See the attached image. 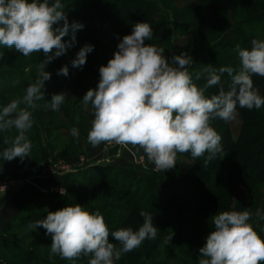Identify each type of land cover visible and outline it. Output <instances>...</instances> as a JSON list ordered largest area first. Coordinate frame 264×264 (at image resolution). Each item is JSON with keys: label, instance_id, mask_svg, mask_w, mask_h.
<instances>
[{"label": "rangeland", "instance_id": "obj_1", "mask_svg": "<svg viewBox=\"0 0 264 264\" xmlns=\"http://www.w3.org/2000/svg\"><path fill=\"white\" fill-rule=\"evenodd\" d=\"M60 3L69 24L75 21L83 27L75 30L76 40L66 54L46 65L51 78L42 89L44 100L36 102V109H29L34 123L25 133L32 144L30 156L24 158L26 173L11 175L51 181L43 195L47 196L41 210L45 213L43 219L48 212L75 204L91 213L99 211L109 229V242L119 249L122 246L111 233L129 227L138 231L144 220L140 212L151 214L159 229L156 239L145 240L119 260L114 258V264H199L203 258L199 249L214 230L212 218L222 211H250L248 223L264 240V219H260L264 216V106L252 110L237 106L234 120L210 121L221 136L222 151L208 162L206 170L202 167L208 154L194 159L188 152L178 153L175 166L161 171L136 146L107 149L102 143L93 147L87 135L94 111L91 104L85 106L82 100L89 89L97 87L99 68L113 58L123 36L144 21L153 29L146 45L163 48L169 61L182 52L192 56L188 71L198 87L207 82L211 71L221 75L220 84L206 89V97L217 95L221 87L229 90L231 77L220 74L219 69L231 67L234 75L241 67L236 46L250 50L253 39L264 40V0ZM62 26L63 21L53 27ZM72 35L70 28L62 41L70 42ZM85 44L93 45V51L87 54L84 66L73 67L71 61ZM54 52L55 49L51 54ZM43 59V52L24 56L14 48L0 45L1 111L11 100L22 98L26 88L35 83ZM65 65L69 75H58ZM252 79L264 97V77L253 75ZM61 92L68 96L60 110L54 111L49 106L52 95ZM73 127L79 131L78 138L71 134ZM10 131L9 140L13 141L18 131L14 127ZM167 198L163 204L161 201ZM31 210L33 204L0 228V264H89L91 254L72 260L51 254V234L40 226L29 227L30 223L43 220L27 218Z\"/></svg>", "mask_w": 264, "mask_h": 264}, {"label": "clouds", "instance_id": "obj_2", "mask_svg": "<svg viewBox=\"0 0 264 264\" xmlns=\"http://www.w3.org/2000/svg\"><path fill=\"white\" fill-rule=\"evenodd\" d=\"M63 8L60 0L51 5L48 0H0V45L14 48L24 56L33 52H43L45 56L38 65L35 83L26 88L22 98L11 100L0 111V131L13 127L18 131L12 145L0 153L5 161L30 156L32 144L25 133L34 121L29 109H36V102L44 100L42 89L51 78L46 65L66 54L76 40L75 30L83 27L75 21L69 24ZM61 21L63 26L54 29ZM70 28L73 35L65 43L62 38ZM152 35L149 23H136L131 34L123 36L118 43L113 58L99 68L97 87L89 89L82 98L83 104H91L94 111L87 141L93 147L113 142L138 146L161 171L175 166L178 153L190 152L194 159L207 153L204 161L207 165L222 151L221 136L210 126V121L234 120L237 106L248 110L264 106V97L252 79L253 75L264 77V40L253 39L250 50L236 46L239 71L233 75L231 67L219 69L220 74L228 73L231 77L229 90L221 87L217 95L208 98L206 89L220 84L221 75L211 71L207 82L198 87L188 71L192 56L182 52L169 61L163 48L145 44ZM53 49L55 52L51 54ZM93 49L91 44L81 47L71 61L72 66H84L87 54ZM57 74L68 76V66L61 67ZM196 78L199 79V74ZM67 96L63 92L53 94L51 109L59 111ZM21 104L26 107L20 108ZM71 134L78 138V129L73 127ZM140 215L144 220L138 231L129 227L111 233L122 246L119 249L109 242V229L99 211L91 213L79 204L48 212L45 219L30 223L29 227L40 226L51 234V254L62 259L91 254L89 264H114V258L119 260L122 254L140 247L145 240L156 239L159 229L153 224V216L145 211ZM250 219L248 210L216 214L212 218L214 230L199 249L203 257L199 264H264V240L248 223Z\"/></svg>", "mask_w": 264, "mask_h": 264}, {"label": "crops", "instance_id": "obj_3", "mask_svg": "<svg viewBox=\"0 0 264 264\" xmlns=\"http://www.w3.org/2000/svg\"><path fill=\"white\" fill-rule=\"evenodd\" d=\"M129 147L134 148L132 145ZM138 150L143 149L138 147ZM50 185V180H42L37 177L28 178V181L21 188L6 194H0V228L43 196Z\"/></svg>", "mask_w": 264, "mask_h": 264}, {"label": "trees", "instance_id": "obj_4", "mask_svg": "<svg viewBox=\"0 0 264 264\" xmlns=\"http://www.w3.org/2000/svg\"><path fill=\"white\" fill-rule=\"evenodd\" d=\"M1 107H2V104H0V111H1ZM10 133H11L10 130L0 131V153H2L5 148L10 147L12 145V142L14 141V140L13 141L9 140ZM5 141H7V143H5ZM216 160H218V159H216ZM25 163H26V161L24 158L21 159V158L17 157L15 159H13L12 161H5L2 158H0V177L4 176L5 174H9V175H13V176H17V173L25 174L26 173V168H25L26 164ZM208 165L209 164H207V165L204 164V167H202V168H204L206 170V168L209 167ZM213 171H214V169H213ZM46 197H47L46 195L41 196L39 199H37L33 203V210H31L27 213V218H30V217H38L41 219L44 218L45 213L41 210L44 206H46ZM168 199L169 198H167L161 202L163 204H166ZM171 199L175 200V197H173ZM20 213L15 215V217L19 216ZM6 224H8V222L5 223V225Z\"/></svg>", "mask_w": 264, "mask_h": 264}, {"label": "built area", "instance_id": "obj_5", "mask_svg": "<svg viewBox=\"0 0 264 264\" xmlns=\"http://www.w3.org/2000/svg\"><path fill=\"white\" fill-rule=\"evenodd\" d=\"M118 146L122 149L128 148L129 145H119L116 143H106L105 148L109 149L110 147ZM144 160V159H143ZM28 181L27 178H15L11 175L8 176H2L0 177V194H6L11 191H15L19 188H21L26 182Z\"/></svg>", "mask_w": 264, "mask_h": 264}]
</instances>
